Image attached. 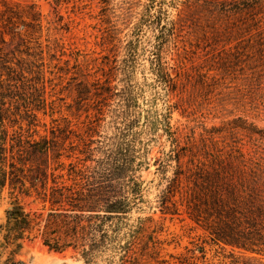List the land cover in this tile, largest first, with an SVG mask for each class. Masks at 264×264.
I'll use <instances>...</instances> for the list:
<instances>
[{
	"label": "trees",
	"instance_id": "trees-1",
	"mask_svg": "<svg viewBox=\"0 0 264 264\" xmlns=\"http://www.w3.org/2000/svg\"><path fill=\"white\" fill-rule=\"evenodd\" d=\"M178 1L148 0L144 16L162 19ZM5 15L0 12L1 18ZM138 43L130 39L120 60H107L102 78L70 83L73 93L68 97L75 113L71 104H64L78 124L60 115L62 99L55 97L54 79L44 76L41 51L16 50L34 58L32 62L19 58L11 65L1 59L0 196L5 191L12 203L0 225V260L5 257L0 264H24L16 259L22 242L36 238L49 251H76L83 264H196L198 258L187 254L162 259L161 244L151 236L142 243V226L128 225L125 217L127 194L135 196L143 189L136 174L148 167L146 155L134 154V138L154 131L172 138L170 106L158 107L154 97L142 95L139 103L145 74L164 89L172 85V77L159 42H148L141 54ZM138 56L144 57L143 63L138 64ZM80 112L83 121L78 120ZM39 114L49 118L48 126ZM179 152L173 149L162 161H154L165 182L162 214L174 213L168 204L174 206L171 198L185 183L186 214L194 223H203L214 245L264 256V172L233 170L211 156L195 165L187 162L189 168L183 171ZM169 168L172 175L166 177ZM19 198L40 207L25 210L17 205ZM140 257L147 260L141 263Z\"/></svg>",
	"mask_w": 264,
	"mask_h": 264
},
{
	"label": "rangeland",
	"instance_id": "rangeland-1",
	"mask_svg": "<svg viewBox=\"0 0 264 264\" xmlns=\"http://www.w3.org/2000/svg\"><path fill=\"white\" fill-rule=\"evenodd\" d=\"M226 2L179 0L170 4L166 17L153 19L144 16L148 0H0V12L6 14L0 17V61L32 62L34 58L16 50L41 51L44 76L54 79L55 97L62 99L60 115L72 124L78 121L65 107L71 104L75 113L68 97L73 93L70 83L102 78L107 60H120L122 47L130 39L139 42L138 53L148 42H159L172 85L164 89L145 74L147 85L142 87L139 103L142 96L154 97L158 107L170 106L172 138L155 131L134 138V154L146 155L148 167L136 174L143 189L135 196L127 194L125 217L128 225L142 226V243L151 236L161 244L160 257L167 261L169 255L187 254L198 258L196 264H264L262 255L210 241L203 223H194L186 214L185 183L171 198L174 206L168 204L174 213L162 214L160 195L165 182L156 168L173 149H180L183 171L189 168L187 162L195 165L211 156L233 170L264 172V5L261 0ZM143 60L138 56V64ZM142 76L137 73L139 82ZM38 116L49 125L48 117ZM78 120L83 121L84 114ZM37 130L43 134V128ZM165 175L170 177L172 168ZM10 203L4 191L0 225ZM17 205L25 210L40 207L21 198ZM16 259L24 264H83L76 251H49L39 238L23 241ZM146 260L140 257L141 263Z\"/></svg>",
	"mask_w": 264,
	"mask_h": 264
}]
</instances>
